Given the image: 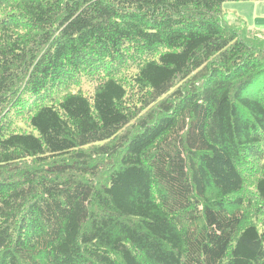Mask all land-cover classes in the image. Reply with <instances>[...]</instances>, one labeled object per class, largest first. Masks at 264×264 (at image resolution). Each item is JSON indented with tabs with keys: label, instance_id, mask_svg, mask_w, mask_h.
Segmentation results:
<instances>
[{
	"label": "trees",
	"instance_id": "trees-1",
	"mask_svg": "<svg viewBox=\"0 0 264 264\" xmlns=\"http://www.w3.org/2000/svg\"><path fill=\"white\" fill-rule=\"evenodd\" d=\"M226 1L0 0V264H264V40Z\"/></svg>",
	"mask_w": 264,
	"mask_h": 264
},
{
	"label": "rangeland",
	"instance_id": "rangeland-1",
	"mask_svg": "<svg viewBox=\"0 0 264 264\" xmlns=\"http://www.w3.org/2000/svg\"><path fill=\"white\" fill-rule=\"evenodd\" d=\"M224 19L236 28L264 40V0L226 1L223 4ZM257 32L261 34L257 35ZM17 127L27 130L24 120L17 119Z\"/></svg>",
	"mask_w": 264,
	"mask_h": 264
},
{
	"label": "crops",
	"instance_id": "crops-1",
	"mask_svg": "<svg viewBox=\"0 0 264 264\" xmlns=\"http://www.w3.org/2000/svg\"><path fill=\"white\" fill-rule=\"evenodd\" d=\"M257 35H260L261 36V34L259 32H257Z\"/></svg>",
	"mask_w": 264,
	"mask_h": 264
}]
</instances>
